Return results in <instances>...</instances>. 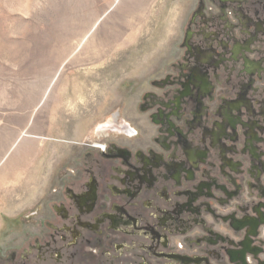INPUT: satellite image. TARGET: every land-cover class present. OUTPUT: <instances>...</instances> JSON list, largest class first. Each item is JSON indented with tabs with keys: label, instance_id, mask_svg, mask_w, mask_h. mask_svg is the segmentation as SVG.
<instances>
[{
	"label": "flooded vegetation",
	"instance_id": "af4514ba",
	"mask_svg": "<svg viewBox=\"0 0 264 264\" xmlns=\"http://www.w3.org/2000/svg\"><path fill=\"white\" fill-rule=\"evenodd\" d=\"M180 6L135 101L0 264H264V0Z\"/></svg>",
	"mask_w": 264,
	"mask_h": 264
},
{
	"label": "rangeland",
	"instance_id": "374dc122",
	"mask_svg": "<svg viewBox=\"0 0 264 264\" xmlns=\"http://www.w3.org/2000/svg\"><path fill=\"white\" fill-rule=\"evenodd\" d=\"M182 2L0 0V253L29 236L38 199L76 174L78 151L102 141L104 115L135 101Z\"/></svg>",
	"mask_w": 264,
	"mask_h": 264
},
{
	"label": "bare ground",
	"instance_id": "6f19581e",
	"mask_svg": "<svg viewBox=\"0 0 264 264\" xmlns=\"http://www.w3.org/2000/svg\"><path fill=\"white\" fill-rule=\"evenodd\" d=\"M140 1V0H139ZM112 34V33H111ZM29 152H30V149H27V150H20L19 151V153H18V157L19 158H15L10 164H9V166L10 167H12L13 165H15L17 162H18V160H20V163L22 162V160H24L27 156V154H29ZM20 165V164H19ZM8 166V167H9ZM8 167H7V169H8ZM20 167V166H19ZM7 172V171H6ZM6 172H5V174H6ZM4 174V173H3Z\"/></svg>",
	"mask_w": 264,
	"mask_h": 264
},
{
	"label": "built area",
	"instance_id": "2783aa9c",
	"mask_svg": "<svg viewBox=\"0 0 264 264\" xmlns=\"http://www.w3.org/2000/svg\"><path fill=\"white\" fill-rule=\"evenodd\" d=\"M130 134V133H129Z\"/></svg>",
	"mask_w": 264,
	"mask_h": 264
}]
</instances>
